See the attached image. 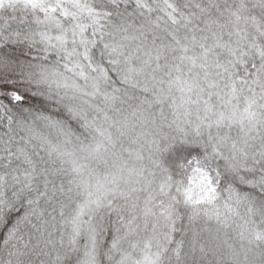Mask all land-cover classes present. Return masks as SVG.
<instances>
[{
    "label": "snow or ice",
    "instance_id": "6c2138e0",
    "mask_svg": "<svg viewBox=\"0 0 264 264\" xmlns=\"http://www.w3.org/2000/svg\"><path fill=\"white\" fill-rule=\"evenodd\" d=\"M0 264H264V0H0Z\"/></svg>",
    "mask_w": 264,
    "mask_h": 264
}]
</instances>
